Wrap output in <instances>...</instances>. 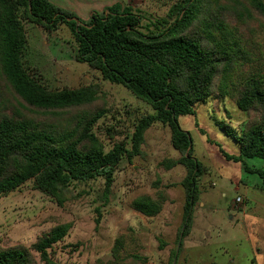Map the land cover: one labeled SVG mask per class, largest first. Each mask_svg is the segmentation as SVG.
<instances>
[{
  "label": "trees",
  "instance_id": "obj_1",
  "mask_svg": "<svg viewBox=\"0 0 264 264\" xmlns=\"http://www.w3.org/2000/svg\"><path fill=\"white\" fill-rule=\"evenodd\" d=\"M255 13L264 16L260 0H178L166 18L147 24L140 13L120 5L93 12L83 21L49 0H0V197L33 182L36 190L62 207L72 199L75 183L101 179L108 200L119 167L142 155L146 132L153 125H164L180 158L161 165L167 171L177 166L186 170L180 183L185 200L176 257L192 230L204 173L178 117L195 116L196 107L216 92L221 98L230 95L233 79L249 60L242 29L247 19H255ZM26 24L49 33L65 26L77 44L78 63L87 64L103 81L122 85L152 108L153 113L135 126L130 145L117 143L106 151L94 132L105 114L95 108L98 85L52 91L37 72H30L23 60L28 47ZM232 86L235 92L230 96L249 120L236 138L239 154L222 152L223 156L242 164L264 161V76L252 75ZM253 114L258 118H252ZM223 128L227 135L232 134L229 127ZM244 170L264 174L247 166ZM166 201L159 191L155 196L140 195L130 205L152 218L161 213ZM70 229V224L56 226L30 247L0 248V264H32L33 252L44 264H58L49 251ZM122 250L118 239L113 264L127 262L128 257H121ZM130 258L135 264L145 261L138 255Z\"/></svg>",
  "mask_w": 264,
  "mask_h": 264
},
{
  "label": "rangeland",
  "instance_id": "obj_2",
  "mask_svg": "<svg viewBox=\"0 0 264 264\" xmlns=\"http://www.w3.org/2000/svg\"><path fill=\"white\" fill-rule=\"evenodd\" d=\"M177 1L115 0L144 16V24L166 18ZM253 15L255 19H247L242 29L250 56L232 81L236 85L252 75L264 76V16ZM25 27L28 47L23 60L30 72H37L41 82L52 91L98 85L95 108L103 109L105 114L94 132L106 151L117 143L130 145L135 126L143 116L153 113L152 108L122 85L103 81L87 64L78 63L77 44L65 26L51 33L32 24ZM232 85L230 95L235 92ZM230 95L221 98L220 92H216L196 107L195 116L178 117L181 128L192 139L194 156L203 164L204 173L199 181L203 192L196 205L199 212L195 208L193 214L194 242L186 250L183 247L176 257V239L169 255L161 252L166 245L156 231L158 225L155 227L130 205L138 196H155L160 190L171 198L167 206L168 223L172 222L173 226L182 221L185 195L180 183L186 170L177 166L167 171L161 165L165 160L180 158L171 144L169 128L161 124L153 125L146 132L142 155L130 163L124 161L119 167L108 200L104 199L101 179L75 183L71 188L72 199L62 207L36 190L33 182L1 196L0 248L30 247L54 227L70 224L67 237L49 251L58 264H113L118 239L123 244L121 257H128L125 264H135L130 258L132 255L145 259L136 264H155L160 258L163 264H264V174L262 177L259 172L244 170L247 166L264 173V161L246 160L242 164L224 158L222 152L239 154L236 138L240 127L249 120ZM251 117L257 119L258 114ZM223 125L232 130L231 135L226 134ZM238 197L241 202L237 201ZM200 202L206 205L205 209L200 208ZM244 211L245 217L235 214ZM233 216L235 221L231 220ZM233 230L238 242H232ZM244 232L248 237H244ZM164 237L170 240L167 235ZM32 257V264H44L37 253L33 252Z\"/></svg>",
  "mask_w": 264,
  "mask_h": 264
},
{
  "label": "crops",
  "instance_id": "obj_3",
  "mask_svg": "<svg viewBox=\"0 0 264 264\" xmlns=\"http://www.w3.org/2000/svg\"><path fill=\"white\" fill-rule=\"evenodd\" d=\"M49 1L53 5L59 7L60 9L75 13L83 21H88L91 18L93 12H102L106 8H109V7H112L115 5H120L119 3L115 2V0H49ZM199 187H200V191H201L200 196H202L203 192H202V187L200 186V184H199ZM238 189H239V187H238ZM157 191H160V190H157ZM164 194L166 196L167 201L164 203L161 213L159 215H157L156 217H152V218H148V219L151 220L152 224L154 223L155 227L158 225L156 231L161 234L162 238L165 241V245H166L165 248H163L161 252L169 255L170 250L172 248L171 246H173V244H174V239H176V241H177L178 232L182 226V221H180L177 224H173V226H172V222L168 223L169 218H168L167 214L169 215L170 210L168 209L167 206L170 205L171 198L166 193H164ZM199 205H200V208H202V209H205V207H206V205L202 202H200ZM195 208H196V212H199L197 207H195ZM231 208H232V205L230 207V210H231ZM135 214L139 215L137 213H135ZM235 214H238L239 217H245V211L235 213ZM182 220H183V218H182ZM231 220L235 221V217L233 216L231 218ZM236 230H233L234 238L232 239V242H238L239 241V239H237L238 235L236 234ZM195 231H196V223L195 224L193 223L192 230H191L190 234L184 239V242H183V244L185 245V246L183 245L184 249L188 248V246H187L188 244H190L191 242H194ZM164 235H167L170 238V240H166ZM243 235H244V237H248L246 232H244ZM196 244L199 245L201 243H196ZM233 263H235V260H233ZM155 264H163V258H160V261L155 260Z\"/></svg>",
  "mask_w": 264,
  "mask_h": 264
},
{
  "label": "built area",
  "instance_id": "obj_4",
  "mask_svg": "<svg viewBox=\"0 0 264 264\" xmlns=\"http://www.w3.org/2000/svg\"><path fill=\"white\" fill-rule=\"evenodd\" d=\"M237 201H238V202H241V198L238 197V198H237Z\"/></svg>",
  "mask_w": 264,
  "mask_h": 264
},
{
  "label": "water",
  "instance_id": "obj_5",
  "mask_svg": "<svg viewBox=\"0 0 264 264\" xmlns=\"http://www.w3.org/2000/svg\"><path fill=\"white\" fill-rule=\"evenodd\" d=\"M74 21L78 22L77 19H74Z\"/></svg>",
  "mask_w": 264,
  "mask_h": 264
}]
</instances>
